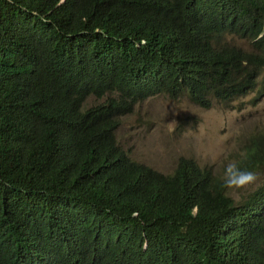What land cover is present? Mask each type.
<instances>
[{
  "label": "trees",
  "instance_id": "trees-1",
  "mask_svg": "<svg viewBox=\"0 0 264 264\" xmlns=\"http://www.w3.org/2000/svg\"><path fill=\"white\" fill-rule=\"evenodd\" d=\"M263 71L264 0H0V264H264V185L235 203L116 140L148 98L234 110Z\"/></svg>",
  "mask_w": 264,
  "mask_h": 264
},
{
  "label": "rangeland",
  "instance_id": "rangeland-1",
  "mask_svg": "<svg viewBox=\"0 0 264 264\" xmlns=\"http://www.w3.org/2000/svg\"><path fill=\"white\" fill-rule=\"evenodd\" d=\"M233 43L250 50L247 41L235 38ZM258 92L261 95L257 98ZM107 97L89 96L83 109L101 104ZM234 105L238 109H223L216 104L204 110L190 102L186 95L178 99L157 95L140 102L132 113L120 118L116 140L133 161L160 174H173L179 159L186 158L209 169L224 183V169L230 162L240 163L246 148L252 146L251 139L264 144V83L260 82L254 92ZM253 172L258 176V186L235 194L226 188L227 196L235 203L242 202L264 185V166L260 165Z\"/></svg>",
  "mask_w": 264,
  "mask_h": 264
},
{
  "label": "clouds",
  "instance_id": "clouds-1",
  "mask_svg": "<svg viewBox=\"0 0 264 264\" xmlns=\"http://www.w3.org/2000/svg\"><path fill=\"white\" fill-rule=\"evenodd\" d=\"M263 75L264 74H262V77ZM259 96L257 95V97ZM257 180L258 176L255 172L246 169H241L235 162L228 163V165L224 169V186L227 189L232 190L234 194L239 193L243 190H247L253 185H257ZM236 198L237 200H239L238 195L236 196Z\"/></svg>",
  "mask_w": 264,
  "mask_h": 264
}]
</instances>
